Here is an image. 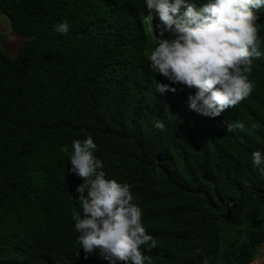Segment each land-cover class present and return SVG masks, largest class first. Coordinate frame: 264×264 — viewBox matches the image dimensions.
<instances>
[{
  "label": "trees",
  "instance_id": "1",
  "mask_svg": "<svg viewBox=\"0 0 264 264\" xmlns=\"http://www.w3.org/2000/svg\"><path fill=\"white\" fill-rule=\"evenodd\" d=\"M253 11V90L210 119L189 109L196 89L149 71L160 21L148 37L145 0H0L23 38L14 57L0 50V264H110L84 253L72 219L83 180L69 156L88 136L106 178L130 185L152 264H251L264 245V165L252 167L264 156V7Z\"/></svg>",
  "mask_w": 264,
  "mask_h": 264
},
{
  "label": "clouds",
  "instance_id": "2",
  "mask_svg": "<svg viewBox=\"0 0 264 264\" xmlns=\"http://www.w3.org/2000/svg\"><path fill=\"white\" fill-rule=\"evenodd\" d=\"M145 5L148 22L152 25L153 13L160 21L156 26L160 38L155 37L157 46L148 56L149 71L172 84L196 89L188 96L190 110L214 119L249 97L253 57L261 55L258 17L253 10L264 7V0H209L199 9L189 0H145ZM54 31L66 35L69 25L58 23ZM165 32L174 38H163ZM155 90L161 94L176 91L162 83H157ZM164 126L162 121H155L156 129L163 130ZM218 126H226L227 132L240 127L226 121ZM96 149L91 136L72 141L70 171L83 180L76 188L78 196H73L80 208L72 212L78 242L85 254L99 250L110 264H152L140 249L146 245L150 251L157 241L142 226V210L133 202L130 185L106 178L101 160L93 154ZM61 151L67 154L68 146ZM262 165L264 156L253 152L252 167Z\"/></svg>",
  "mask_w": 264,
  "mask_h": 264
},
{
  "label": "rangeland",
  "instance_id": "3",
  "mask_svg": "<svg viewBox=\"0 0 264 264\" xmlns=\"http://www.w3.org/2000/svg\"><path fill=\"white\" fill-rule=\"evenodd\" d=\"M152 25L144 18L145 33L148 37L151 35V29L156 25V21H154ZM22 41L23 38L11 32L8 20L0 14V50L9 57H14L17 49L22 44ZM251 264H260V262L254 259Z\"/></svg>",
  "mask_w": 264,
  "mask_h": 264
},
{
  "label": "crops",
  "instance_id": "4",
  "mask_svg": "<svg viewBox=\"0 0 264 264\" xmlns=\"http://www.w3.org/2000/svg\"><path fill=\"white\" fill-rule=\"evenodd\" d=\"M254 259L258 260L260 264H264V245L260 247Z\"/></svg>",
  "mask_w": 264,
  "mask_h": 264
}]
</instances>
